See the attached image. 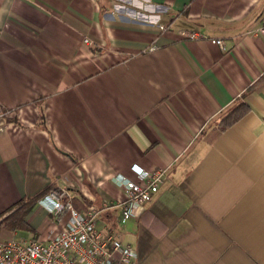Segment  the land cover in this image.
<instances>
[{"label": "crops", "instance_id": "0c3cea01", "mask_svg": "<svg viewBox=\"0 0 264 264\" xmlns=\"http://www.w3.org/2000/svg\"><path fill=\"white\" fill-rule=\"evenodd\" d=\"M263 15L264 0H0V215L65 187L132 264H264ZM133 164L165 174L122 221L112 177L137 180ZM26 219V237L59 228L38 202Z\"/></svg>", "mask_w": 264, "mask_h": 264}, {"label": "built area", "instance_id": "2783aa9c", "mask_svg": "<svg viewBox=\"0 0 264 264\" xmlns=\"http://www.w3.org/2000/svg\"><path fill=\"white\" fill-rule=\"evenodd\" d=\"M160 28L165 29L163 25ZM177 32L193 39L201 37L196 31ZM252 33L264 38V15ZM211 41L224 48L221 39L212 38ZM154 48V45L147 47L148 50ZM137 166H131L137 180L121 174L112 177L124 192L120 202L122 221L135 215L136 210L150 201L163 182L164 168ZM38 203L53 215L59 228L49 229L42 237L13 234L6 239L0 238V264H132L137 258V251L131 244L122 242L112 231L97 229L101 208L90 204L83 211L76 209L67 188L51 190ZM109 207L108 201H103L102 208Z\"/></svg>", "mask_w": 264, "mask_h": 264}, {"label": "trees", "instance_id": "16d2710c", "mask_svg": "<svg viewBox=\"0 0 264 264\" xmlns=\"http://www.w3.org/2000/svg\"><path fill=\"white\" fill-rule=\"evenodd\" d=\"M246 110L247 108L243 105V103L238 102L234 104L226 113L222 114L218 122V126H220V128H225L226 126L236 121ZM40 118H43L41 114ZM42 126L47 129L44 121ZM53 189L54 187L49 185L46 188L42 189L40 192L36 193L35 195L25 197L17 201V203H15L13 207L7 210L8 213L5 216L0 215V229L12 232L20 230L26 232H33L34 229L29 224L26 217L34 208L39 199L44 197ZM71 201L73 206L78 209L79 204L77 203V201H75L74 198H71Z\"/></svg>", "mask_w": 264, "mask_h": 264}, {"label": "rangeland", "instance_id": "374dc122", "mask_svg": "<svg viewBox=\"0 0 264 264\" xmlns=\"http://www.w3.org/2000/svg\"><path fill=\"white\" fill-rule=\"evenodd\" d=\"M42 209H43V208H42ZM49 221H51L49 217L44 218V220L42 221L41 225H39V226H40V227H39V230L42 229V227H44V226L47 227V226H48L47 224H48ZM45 227H44V228H45ZM9 232H10V231H9ZM17 232H18V233H17L18 236L28 235V232H26V231H22V230H20V231H17ZM33 234H34V233H33ZM29 236H30V235H29ZM33 236H37V235H33Z\"/></svg>", "mask_w": 264, "mask_h": 264}]
</instances>
